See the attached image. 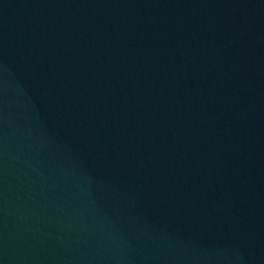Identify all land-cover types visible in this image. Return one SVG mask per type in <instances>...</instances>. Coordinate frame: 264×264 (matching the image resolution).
Wrapping results in <instances>:
<instances>
[{"label":"water","instance_id":"obj_1","mask_svg":"<svg viewBox=\"0 0 264 264\" xmlns=\"http://www.w3.org/2000/svg\"><path fill=\"white\" fill-rule=\"evenodd\" d=\"M0 264H264V0H0Z\"/></svg>","mask_w":264,"mask_h":264}]
</instances>
